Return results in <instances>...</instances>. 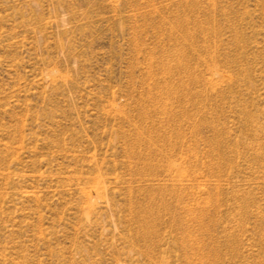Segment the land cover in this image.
I'll list each match as a JSON object with an SVG mask.
<instances>
[{"label":"rangeland","instance_id":"obj_1","mask_svg":"<svg viewBox=\"0 0 264 264\" xmlns=\"http://www.w3.org/2000/svg\"><path fill=\"white\" fill-rule=\"evenodd\" d=\"M0 264H264V0H0Z\"/></svg>","mask_w":264,"mask_h":264}]
</instances>
